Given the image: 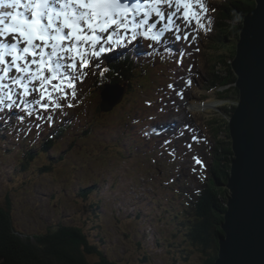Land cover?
<instances>
[{
    "label": "rangeland",
    "instance_id": "374dc122",
    "mask_svg": "<svg viewBox=\"0 0 264 264\" xmlns=\"http://www.w3.org/2000/svg\"><path fill=\"white\" fill-rule=\"evenodd\" d=\"M192 2L194 10H199L195 0ZM174 19L180 20V15ZM176 24V35H180L181 26L179 22ZM157 30H163V22H159ZM165 36L167 39L161 43L162 46L156 44L159 49L154 57L143 59L130 86L127 83L123 85L121 102L107 111H99L101 97L96 92L90 94L92 79L83 70L86 75L76 85V99L69 96L67 100H61L64 106L60 109L44 111L32 97L27 98L30 103L26 104L22 90L13 87L12 100L0 104V118L28 107L21 112L23 119L15 121L18 125L15 134L0 141V198L13 193V212L17 222L30 230L39 229L54 219L83 225L94 241H103L102 247L125 263L189 264L175 258L179 257L174 252L178 239L175 210L184 198L177 182L175 185L169 183L183 170L204 173L205 160H199L202 156L196 155L203 148L198 129L187 128V125H195V113L219 112L218 106L222 103L209 99V96L203 100L188 85L187 81L192 79L193 72L196 73L194 69L198 67L201 70L200 64L184 73L183 79L171 90L163 89L169 87L170 76L177 71L178 64L175 63L179 58L176 53L178 46L173 41L175 37L169 32ZM124 44L118 49L124 48ZM100 46L109 48V44ZM167 46L172 47L175 53H167ZM137 49L144 50L142 45ZM197 51V46L191 50L195 54ZM106 53L94 60L99 63ZM191 60L197 63L199 59ZM117 70L120 71L119 76H124L121 69ZM121 82L125 81L121 79ZM118 85L111 84L110 88ZM65 91L71 90L65 88ZM185 93L189 95L180 99V95ZM33 96L38 98L39 93L34 92ZM68 103L74 106L67 107ZM7 104H13V109H8ZM74 113L77 118H74ZM48 116L52 117L51 124ZM65 117L71 120L69 130L57 135V125ZM155 117L158 118L154 120ZM167 123L172 127H167ZM182 126L187 128L186 131L169 140L175 127ZM52 131L56 135L54 146L47 150L43 144L45 135ZM28 136L31 142L39 141L45 150H37V155L25 165L24 170L28 148L24 141ZM161 145L166 152L159 148ZM197 160L200 163H196ZM45 167L50 170L46 172ZM159 168L167 177L160 173ZM96 181L98 189L90 198H83L79 187L92 186ZM145 256L149 262L141 261Z\"/></svg>",
    "mask_w": 264,
    "mask_h": 264
},
{
    "label": "trees",
    "instance_id": "16d2710c",
    "mask_svg": "<svg viewBox=\"0 0 264 264\" xmlns=\"http://www.w3.org/2000/svg\"><path fill=\"white\" fill-rule=\"evenodd\" d=\"M255 6L256 0H214L208 11L210 13L206 16L208 21L204 22L211 30H200L201 44L199 52L196 53L199 60L194 62L193 68L200 64L201 70H198V67L194 69L195 94L197 92L203 100L209 96V99L221 101L222 104L218 106L219 112L209 110L206 115L201 112L194 114L196 123L192 127L198 129L203 146L196 155L205 160L204 173L195 172L193 169L183 170L169 183L175 185L177 182L178 190L184 198L175 210L178 239L174 252L179 256L175 258L189 264L215 263L219 256V239L225 234L222 224L228 209L229 196L226 184L234 157L229 119L240 99V90L236 86L238 76L233 70L232 62L237 53L244 17ZM213 8L215 11H212ZM139 58L137 52L116 54V61L108 63V69L92 79L90 94L102 93L108 84L128 83L130 86L141 64H138ZM118 68L124 72V76H116V73L120 72ZM179 74L180 71H176V76ZM121 79L125 82H121ZM101 110L103 109L100 103L99 111ZM7 117L2 120L4 125L0 128V141L6 139L4 132L15 126V121L20 119L21 113L13 111ZM74 118H77L75 113ZM66 120L68 122H65ZM70 121L67 117L59 121L57 135L69 130ZM184 132L180 129L173 136ZM55 137L54 131L45 137L43 144H46L47 150L53 148ZM24 144L28 148L22 169L37 155V150H45L39 141L31 142L29 137ZM159 148L166 152L162 145ZM152 166L154 167V164ZM49 170L47 168L46 172ZM159 171L167 177L161 168ZM97 186V181L89 187L80 186L79 194L85 199L90 198L98 189ZM13 206L12 192L0 198V264L125 263L112 256L107 248H103V241H94L85 226L54 219L39 229L30 230L16 221ZM92 206L95 207V203H92ZM141 261L146 263L150 259L145 256Z\"/></svg>",
    "mask_w": 264,
    "mask_h": 264
},
{
    "label": "snow or ice",
    "instance_id": "6c2138e0",
    "mask_svg": "<svg viewBox=\"0 0 264 264\" xmlns=\"http://www.w3.org/2000/svg\"><path fill=\"white\" fill-rule=\"evenodd\" d=\"M195 3L199 10H194L192 0H0V8L16 10L0 12V104L12 100V88L6 82L11 79L22 90L24 103H30L27 98L32 97L44 111L62 108L61 100L77 97L76 85L86 75L81 69L111 50L103 46L97 50L102 41L119 46L144 37L161 44L167 39L166 32L176 40L188 39L187 35H176L174 17L178 14L186 24L195 22L194 31H210L203 22L207 5L203 0ZM156 19L163 22V30H157ZM109 30L113 35H101ZM118 30H122L119 39H114ZM176 62L182 63L179 59ZM187 83L190 86L192 82ZM34 92L39 93L38 98ZM13 104L7 108L13 109ZM47 120L51 124L52 117Z\"/></svg>",
    "mask_w": 264,
    "mask_h": 264
},
{
    "label": "water",
    "instance_id": "95a60500",
    "mask_svg": "<svg viewBox=\"0 0 264 264\" xmlns=\"http://www.w3.org/2000/svg\"><path fill=\"white\" fill-rule=\"evenodd\" d=\"M232 67L240 99L229 119L234 157L226 184L225 234L213 264H264V0H256L244 17ZM116 89L103 92V110L123 99L122 89Z\"/></svg>",
    "mask_w": 264,
    "mask_h": 264
},
{
    "label": "bare ground",
    "instance_id": "6f19581e",
    "mask_svg": "<svg viewBox=\"0 0 264 264\" xmlns=\"http://www.w3.org/2000/svg\"><path fill=\"white\" fill-rule=\"evenodd\" d=\"M116 89V88H115ZM117 90V89H116ZM201 95V94H200ZM177 109H179V107L177 108ZM180 112V111H179ZM182 112V111H181ZM234 114V113H233ZM9 114H4L3 116H1V118H0V128L4 125L3 123H2V120L4 119H7ZM233 116V115H232ZM231 116V117H232ZM11 124V123H10ZM12 125V124H11ZM18 125H15L14 127H11V128H9L7 131H5L4 132V138H6V139H4V140H7V137L8 136H10V134H15L14 133V131H15V128L17 127ZM8 132V133H7ZM28 134H29V131L27 132ZM27 133H25V134H27ZM29 138H30V136H28ZM28 137H26L25 138V140L28 138ZM19 138V137H18ZM138 140V139H137ZM136 140V141H137ZM132 141H134V140H132ZM131 141V142H132ZM139 142V141H138ZM24 143H25V141H24ZM134 144H135V142H134ZM134 144H132V146L134 145Z\"/></svg>",
    "mask_w": 264,
    "mask_h": 264
}]
</instances>
